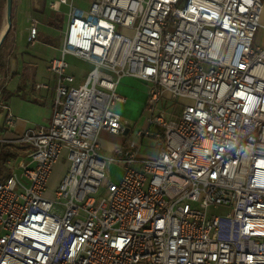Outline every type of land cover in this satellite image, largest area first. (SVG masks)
Masks as SVG:
<instances>
[{"label":"built area","instance_id":"2783aa9c","mask_svg":"<svg viewBox=\"0 0 264 264\" xmlns=\"http://www.w3.org/2000/svg\"><path fill=\"white\" fill-rule=\"evenodd\" d=\"M262 6L93 0L84 11L49 1L53 13L68 8L60 55L47 66L53 110L48 126L0 138L24 149L0 181V264H264ZM67 56L92 68L76 78ZM124 78L148 87V128L137 135L154 139V157L125 142L100 151L101 132L128 128L115 112L126 102L117 92ZM166 97L180 113L154 115ZM13 125L6 112L3 129ZM107 163L124 172L104 189ZM213 207L227 212L211 215Z\"/></svg>","mask_w":264,"mask_h":264},{"label":"rangeland","instance_id":"374dc122","mask_svg":"<svg viewBox=\"0 0 264 264\" xmlns=\"http://www.w3.org/2000/svg\"><path fill=\"white\" fill-rule=\"evenodd\" d=\"M67 11L61 9L60 13L51 14L50 22L53 24H61L59 28L53 30V27L48 25L49 18L43 23L38 20L33 13L29 12L28 0H12L11 7V29L0 48V96L2 97L5 85L9 84L12 89L11 93H18L19 87L25 82L28 76L37 77L43 76L45 71V64L52 57V49L46 46V40L54 39L52 42L55 45L62 43L65 25L67 23ZM44 15V13H42ZM43 19V18H42ZM32 20H37L36 39L29 41L32 35ZM6 22V0H0V34ZM49 22V23H48ZM54 34V38H47V34ZM255 42L258 45H264V29L259 28L256 34ZM56 58V57H55ZM72 65H75L84 74L92 68L91 65L82 61L69 59ZM46 76V75H45ZM16 77L20 78V86L17 84ZM43 81H47L43 77ZM118 92L126 98L125 103L117 104L115 112L123 119L125 125L130 128V133L125 136H109L107 134H100L99 137L108 142L117 143L125 141L126 144L136 148L137 154L144 157H154L157 155L156 142L152 137L140 138L137 133L145 131L148 128L149 112L146 111V100L148 96V87L144 82L139 80L127 78L121 81ZM118 93V94H119ZM12 97V96H11ZM168 100V97H166ZM187 103V101H181ZM0 101V124L3 121V109ZM161 109H164L167 116L172 114H179L180 107L176 106L174 102L162 101L154 111V115H158ZM169 117V116H168ZM5 132V130L3 129ZM6 133V132H5ZM7 134V133H6ZM13 150L19 157L12 158V166L16 167L20 162V157L24 153V149L18 146H13ZM105 153H107L104 150ZM104 153V154H105ZM65 171V160L56 164L53 168V173L49 181L50 188H53L59 178ZM106 171L108 177L102 181V188L106 189L108 182L119 184L123 177V169L118 165L107 163ZM10 168L6 166L2 172L3 176L8 175ZM19 175L20 170H15ZM101 191L99 192V194ZM107 191L100 194V199L107 197ZM227 211L223 207H213L208 210L211 215H223Z\"/></svg>","mask_w":264,"mask_h":264},{"label":"crops","instance_id":"0c3cea01","mask_svg":"<svg viewBox=\"0 0 264 264\" xmlns=\"http://www.w3.org/2000/svg\"><path fill=\"white\" fill-rule=\"evenodd\" d=\"M49 1L51 0H28L29 12L33 13L35 17H37L38 20L41 21L40 23H43V21L47 20L48 18L50 22L51 14L53 12L48 8ZM92 2L93 0H72V3L75 7L81 10H84V11H87L89 9ZM262 2H263V6H262L260 23H261V28L263 29L264 28V0H262ZM62 8L65 11H67L68 9L67 7H62ZM42 13H44V15ZM48 25L53 27V30H55L59 28L61 24L57 25V24H53L52 22H50ZM47 36H48L47 38H54V34L51 35L48 33ZM53 40L50 39V40H46L45 42L46 46H48L50 50L52 49L53 51L51 54L52 57L49 58V61L55 57H59L60 48L62 46V43L60 45H55V43L52 42ZM69 59L78 60L71 56L66 57V61L70 65L69 72L72 75H74L76 78L84 77L86 73L84 74L75 65H72ZM78 61H81V60H78ZM48 62L45 64V71H44L43 76H39V75L37 77H34L33 75L28 76L27 80L23 82L21 86L20 84H18L20 82V78L16 77L17 84L20 86L18 93L16 92L12 94L11 93L12 89L9 88V84L7 83V85H5L4 93L2 97L0 96L1 104L6 107V109L2 111L3 119H4L6 112L11 113L12 116L14 117V125L11 131L6 134L3 131V127H2L3 121H2V123L0 124V138L12 139L16 136L22 135L26 130L39 128V127H46L49 125L51 115H52V110H53L54 96H55V93H54L55 79L47 69ZM43 77L47 79V81H43ZM124 79H127V78H124ZM121 81L117 87V92L119 90ZM40 84H46L47 88L38 89L37 85H40ZM119 95L121 94L119 93ZM102 133L107 134L109 136H116V135H111L107 132H101L100 134ZM123 136L127 137V134ZM124 142L125 141H122L121 139L120 142L112 143V142H108L107 140H103L100 137H98V144H99L101 153L104 154L105 153L104 150L107 152L104 155L112 154Z\"/></svg>","mask_w":264,"mask_h":264},{"label":"trees","instance_id":"16d2710c","mask_svg":"<svg viewBox=\"0 0 264 264\" xmlns=\"http://www.w3.org/2000/svg\"><path fill=\"white\" fill-rule=\"evenodd\" d=\"M11 95V94H10ZM18 155L13 150L12 145H8L5 143H0V181L5 179L7 175L2 174L4 168H5V162L9 159L16 158Z\"/></svg>","mask_w":264,"mask_h":264},{"label":"water","instance_id":"95a60500","mask_svg":"<svg viewBox=\"0 0 264 264\" xmlns=\"http://www.w3.org/2000/svg\"><path fill=\"white\" fill-rule=\"evenodd\" d=\"M11 7H12V0H6V30L4 33L0 36V48L5 41L6 37L8 36L10 29H11ZM128 132V129H125L124 135H126Z\"/></svg>","mask_w":264,"mask_h":264},{"label":"bare ground","instance_id":"6f19581e","mask_svg":"<svg viewBox=\"0 0 264 264\" xmlns=\"http://www.w3.org/2000/svg\"><path fill=\"white\" fill-rule=\"evenodd\" d=\"M5 30H6V22H5V24H4V27H3L2 31H1L0 36L4 33Z\"/></svg>","mask_w":264,"mask_h":264}]
</instances>
